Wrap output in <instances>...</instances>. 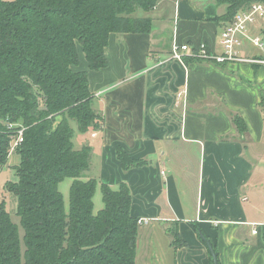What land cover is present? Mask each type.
I'll list each match as a JSON object with an SVG mask.
<instances>
[{
	"label": "crops",
	"instance_id": "1",
	"mask_svg": "<svg viewBox=\"0 0 264 264\" xmlns=\"http://www.w3.org/2000/svg\"><path fill=\"white\" fill-rule=\"evenodd\" d=\"M228 6L158 0L139 16L151 19L150 32L110 34L106 67L90 69L79 51L74 69L88 72L103 124L75 131L74 147L92 148L83 178L127 183L131 214L148 219L139 224L136 264H213L202 235L220 264H264V63L171 57L175 41L221 52L228 21L217 18ZM240 54L263 55L246 46ZM233 115L244 119L245 131ZM118 148L146 163L125 169Z\"/></svg>",
	"mask_w": 264,
	"mask_h": 264
},
{
	"label": "trees",
	"instance_id": "2",
	"mask_svg": "<svg viewBox=\"0 0 264 264\" xmlns=\"http://www.w3.org/2000/svg\"><path fill=\"white\" fill-rule=\"evenodd\" d=\"M221 1L229 6L218 21L231 20L256 0ZM157 3L0 0V170L8 162L16 130L25 127L16 149L18 179L7 183L18 199L24 235L5 202L0 203V264H136L139 223L131 214L128 184L112 187L83 178L91 168L92 148L75 149L70 121L87 132L101 128L103 117L92 107L88 72L74 66L81 49L90 69L106 67L110 34L150 32L151 19L133 13L151 11ZM233 121L247 129L241 116L233 115ZM117 156L125 169L146 163L122 148ZM66 177L73 179L68 209L59 188ZM98 187L104 207L96 212ZM169 232L173 245L180 244L177 229Z\"/></svg>",
	"mask_w": 264,
	"mask_h": 264
},
{
	"label": "built area",
	"instance_id": "3",
	"mask_svg": "<svg viewBox=\"0 0 264 264\" xmlns=\"http://www.w3.org/2000/svg\"><path fill=\"white\" fill-rule=\"evenodd\" d=\"M264 23V3L262 1H252L248 5L238 10L231 20L222 28L220 32V45L222 51L217 53L208 48L206 42H201L194 47L189 43L174 42L171 49V57L183 61L186 57L202 58L211 60L217 63H231V62H251L264 63V34L251 33V28L257 22ZM247 42L254 47H258L262 52L260 57H245L240 54V47ZM14 124H9V128H13ZM24 126H20L16 130V134L11 141L9 155L16 151L17 146L23 141ZM164 172V171H163ZM148 219H139L141 224ZM254 233L257 229L254 228Z\"/></svg>",
	"mask_w": 264,
	"mask_h": 264
},
{
	"label": "rangeland",
	"instance_id": "4",
	"mask_svg": "<svg viewBox=\"0 0 264 264\" xmlns=\"http://www.w3.org/2000/svg\"><path fill=\"white\" fill-rule=\"evenodd\" d=\"M145 13L143 9H137L133 15L141 16ZM262 22H257L253 27V32L261 33L263 31ZM246 48L250 49L253 52H259L260 49L258 47H254L252 44L248 43V45H244ZM71 125L75 131H78V125L75 120H71ZM18 147V146H17ZM17 149V148H16ZM20 162V155L15 151L9 155L7 164L0 170V203L3 201L5 202L6 209L9 211L12 219L16 222L20 229L21 238L24 235V230L20 224V216L18 215V199L17 196L14 195L11 191L7 189L8 181H16L18 179L16 175V165ZM17 163V164H16ZM89 171H85L83 175L88 173ZM73 179L70 177H66L61 183L59 184V188L63 193L65 206L69 208V193H70V186L72 184ZM94 204H95V211H99L104 207V203L102 200V192L100 187L97 188L95 196H94ZM23 250L25 249L24 244H22Z\"/></svg>",
	"mask_w": 264,
	"mask_h": 264
},
{
	"label": "water",
	"instance_id": "5",
	"mask_svg": "<svg viewBox=\"0 0 264 264\" xmlns=\"http://www.w3.org/2000/svg\"><path fill=\"white\" fill-rule=\"evenodd\" d=\"M203 240L205 241L206 245L208 246L212 259H213V264H220L218 253L215 250L213 243L211 242L210 239L206 238L205 236L202 235Z\"/></svg>",
	"mask_w": 264,
	"mask_h": 264
}]
</instances>
